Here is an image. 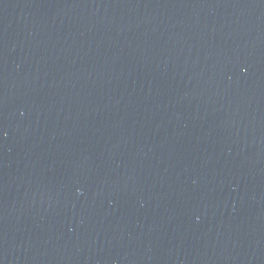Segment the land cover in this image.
Returning <instances> with one entry per match:
<instances>
[{
    "label": "water",
    "instance_id": "water-1",
    "mask_svg": "<svg viewBox=\"0 0 264 264\" xmlns=\"http://www.w3.org/2000/svg\"><path fill=\"white\" fill-rule=\"evenodd\" d=\"M0 264H264V0H0Z\"/></svg>",
    "mask_w": 264,
    "mask_h": 264
}]
</instances>
